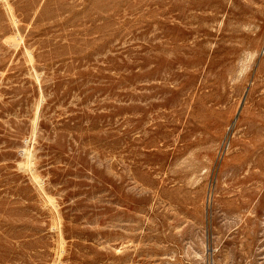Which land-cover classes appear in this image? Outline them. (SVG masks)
<instances>
[{"label": "rangeland", "instance_id": "rangeland-1", "mask_svg": "<svg viewBox=\"0 0 264 264\" xmlns=\"http://www.w3.org/2000/svg\"><path fill=\"white\" fill-rule=\"evenodd\" d=\"M0 264H264V0H0Z\"/></svg>", "mask_w": 264, "mask_h": 264}]
</instances>
